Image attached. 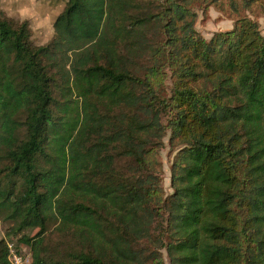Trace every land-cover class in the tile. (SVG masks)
<instances>
[{
  "label": "trees",
  "instance_id": "16d2710c",
  "mask_svg": "<svg viewBox=\"0 0 264 264\" xmlns=\"http://www.w3.org/2000/svg\"><path fill=\"white\" fill-rule=\"evenodd\" d=\"M197 8L67 0L40 45L0 0V220L30 264H264V35L205 39Z\"/></svg>",
  "mask_w": 264,
  "mask_h": 264
},
{
  "label": "rangeland",
  "instance_id": "374dc122",
  "mask_svg": "<svg viewBox=\"0 0 264 264\" xmlns=\"http://www.w3.org/2000/svg\"><path fill=\"white\" fill-rule=\"evenodd\" d=\"M67 0H1V8L16 21L28 20L31 25L33 40L40 45L48 44L54 36V22L62 12ZM250 1V2H249ZM220 0L214 4L211 0H198L197 31L205 38L211 39L216 33H227L234 29L239 17L247 16L259 24L264 35V0ZM254 1V2H252ZM249 5V6H248ZM239 11V12H237ZM175 153L170 145V134L165 139V147L160 151L159 161L162 166L163 188L166 194H172L171 165ZM7 225L0 220V240L6 239L9 248L19 256L31 262V252L17 239L6 236ZM165 264H170L164 254Z\"/></svg>",
  "mask_w": 264,
  "mask_h": 264
},
{
  "label": "built area",
  "instance_id": "2783aa9c",
  "mask_svg": "<svg viewBox=\"0 0 264 264\" xmlns=\"http://www.w3.org/2000/svg\"><path fill=\"white\" fill-rule=\"evenodd\" d=\"M9 259L12 262V264H30L29 260H26L22 256H19L15 250H12L10 248H9Z\"/></svg>",
  "mask_w": 264,
  "mask_h": 264
}]
</instances>
